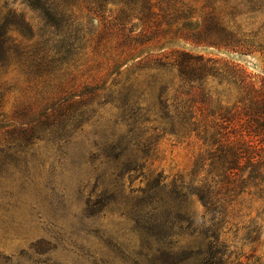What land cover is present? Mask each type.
Returning a JSON list of instances; mask_svg holds the SVG:
<instances>
[{
	"label": "rangeland",
	"instance_id": "374dc122",
	"mask_svg": "<svg viewBox=\"0 0 264 264\" xmlns=\"http://www.w3.org/2000/svg\"><path fill=\"white\" fill-rule=\"evenodd\" d=\"M165 2L187 11L193 28L209 13L218 16L253 53L195 47L180 39L186 31L173 29L136 46L133 55L182 49L238 64L260 85L264 0ZM68 7L74 29H44L42 15L25 0H0V19L13 12L31 28L11 29L12 50L0 68V264H200L195 252L204 246L201 234L212 228L213 217L227 264H264V197L258 189L248 186L231 197L224 217L207 215L190 195L183 204L172 200L174 186L187 193L215 178L208 166L215 148L204 144L202 134L167 130L157 109L159 87L152 86L160 72L132 76L137 105L124 107L119 90L130 74L123 65L127 58L116 57L119 4L104 6L114 26L108 34L87 4ZM133 27L135 34L145 30L138 21ZM59 52L60 63L49 65ZM163 77L176 84L175 72ZM218 90L222 99L235 97L232 88ZM83 98L74 115L49 118L62 103ZM30 124L31 143L22 145L17 132ZM158 175L163 184L150 190ZM178 208L194 219L191 229L178 221Z\"/></svg>",
	"mask_w": 264,
	"mask_h": 264
},
{
	"label": "trees",
	"instance_id": "16d2710c",
	"mask_svg": "<svg viewBox=\"0 0 264 264\" xmlns=\"http://www.w3.org/2000/svg\"><path fill=\"white\" fill-rule=\"evenodd\" d=\"M165 1L25 0V3L32 10L40 12L44 29L65 26L66 31H71L75 23L68 6L82 2L88 5L89 13L105 26L103 34L112 31L111 22L103 11L104 6L114 2L119 4L120 11L114 26L119 30L116 33L117 39L120 35L122 39L116 57L117 62L123 57L127 58L123 65L126 67L125 73L130 74L119 90L120 95L123 94L124 107L132 110L137 105L138 98L134 97L137 92L130 80L132 76L142 71L160 72L152 86L159 87L157 109L160 119L168 126L167 130L175 136L192 133L200 138L202 134L204 144L215 148L209 154L211 162L208 164L211 173H217L215 178L187 193L184 192L187 188L174 186L171 198L176 202L182 200L183 204L188 195L196 197L207 215L224 217L230 198L244 194L248 186L258 189L264 197V78H261L260 85L257 86L253 77L238 64L224 59L207 58L182 49L169 50L156 57L133 55L136 46L147 45L173 29L176 32L186 31V35L179 38L195 47L240 55L253 53L252 46L245 44L231 32L218 16L209 13L200 25L196 24L193 28L185 15L187 11L173 10ZM135 21L145 28L140 35L133 30ZM180 21H184L182 26ZM129 25L132 27H128ZM12 28L23 33L31 32L22 15L9 12L0 19V68L8 60L12 50L13 42L9 35ZM56 55L49 60V65L60 63L63 54L59 52ZM128 62L132 64L129 66ZM169 72H175L176 84L165 83L163 75ZM222 86L232 88L235 97L222 99L225 97L222 94L224 92L218 90ZM83 101L84 98L64 102L50 112L49 118L53 119L52 122L68 118L76 113V106L83 104ZM1 109L0 102V111ZM33 129L31 124L26 128L22 127L17 132V141L22 145L30 144ZM163 182V178L158 175L148 184L149 189L157 190ZM176 213L178 221L188 223L190 229L194 226V219L183 217L179 208ZM215 219L217 220L213 217L211 220L212 228L201 234L204 246L195 252L200 264H227Z\"/></svg>",
	"mask_w": 264,
	"mask_h": 264
}]
</instances>
